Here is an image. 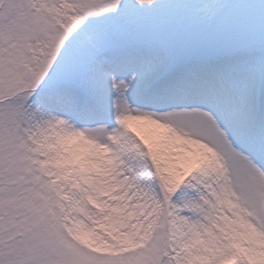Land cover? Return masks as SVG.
<instances>
[{"label":"snow or ice","instance_id":"6c2138e0","mask_svg":"<svg viewBox=\"0 0 264 264\" xmlns=\"http://www.w3.org/2000/svg\"><path fill=\"white\" fill-rule=\"evenodd\" d=\"M0 264H264V0H0Z\"/></svg>","mask_w":264,"mask_h":264}]
</instances>
